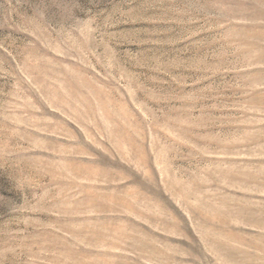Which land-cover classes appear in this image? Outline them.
Returning a JSON list of instances; mask_svg holds the SVG:
<instances>
[{
    "label": "rangeland",
    "instance_id": "374dc122",
    "mask_svg": "<svg viewBox=\"0 0 264 264\" xmlns=\"http://www.w3.org/2000/svg\"><path fill=\"white\" fill-rule=\"evenodd\" d=\"M0 264H264V0H0Z\"/></svg>",
    "mask_w": 264,
    "mask_h": 264
}]
</instances>
